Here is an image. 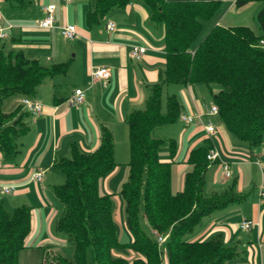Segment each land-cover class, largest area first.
<instances>
[{
	"label": "trees",
	"instance_id": "obj_1",
	"mask_svg": "<svg viewBox=\"0 0 264 264\" xmlns=\"http://www.w3.org/2000/svg\"><path fill=\"white\" fill-rule=\"evenodd\" d=\"M250 0H235L242 6ZM11 7H24V0H5ZM129 4L143 6L149 21L162 25L165 69L161 82L151 85L142 109L126 115L128 138V177L120 188L125 202V226L132 241L120 244L112 219L109 194H100L98 182L114 168L113 140L102 128L97 148L82 153L75 146L69 158L53 164L63 177L53 193L62 205L55 229L64 233L73 247L72 259L45 249L41 264H227L238 256L234 245L225 244L220 234L205 240L188 241L191 233L214 211L240 203L246 194L238 192L233 181L224 191L204 195L205 173L210 166L206 154L210 144L188 152L191 166L183 179L182 190L170 188V167L176 147L172 139L152 136L156 127L178 120L180 105L174 95L165 99L164 87L169 83H200L216 86L212 95L218 117L225 129L251 148L264 139V6L256 15L259 35L247 27H212L194 49L191 45L202 23L217 10V2L167 0H92L85 13V25H97L112 9ZM66 63L43 65L28 59L22 51H0V153L11 162L18 152L17 139L26 131L20 107L9 113L2 111L7 97L32 98L36 89L55 74L64 73ZM167 146L169 161L159 159V149ZM32 210L27 205L7 211L0 206V264H17L19 251L32 228ZM144 219L150 234L139 227ZM164 238L162 243L157 237ZM126 246L137 254L132 261L112 256V250ZM163 254L165 260L163 261ZM53 255V257H51Z\"/></svg>",
	"mask_w": 264,
	"mask_h": 264
},
{
	"label": "crops",
	"instance_id": "obj_2",
	"mask_svg": "<svg viewBox=\"0 0 264 264\" xmlns=\"http://www.w3.org/2000/svg\"><path fill=\"white\" fill-rule=\"evenodd\" d=\"M81 1L71 2L68 5H64L63 2L61 5L54 4L56 6L55 21L51 28H40L36 24V21L42 17V7L53 4L50 0L46 2L40 0L38 16L19 26L9 21H13L14 16L0 10L6 23L13 25L10 24L11 28L7 30V37L0 39V51H22L26 58L37 59L45 66L59 63L67 65L64 73L55 74L36 89L32 99L42 104V113L32 116V121L28 125L25 124L27 128L22 134L23 141L17 147V150L20 149L12 161H4L0 153V189L7 185L15 187V190L9 194L12 195L10 203L6 204L7 209L10 207L9 211L17 207L18 196L22 197L29 193L32 183L36 190L39 188L44 190L46 181L51 178L55 181L62 179L60 175L50 171L57 159L70 157L73 146L83 153L93 152L99 144L102 128L109 130L112 135L113 157H116L115 143L119 139L128 142L127 126L124 122L126 115L134 109H140L149 94L150 86L163 79L165 69L163 31L160 29L158 31L155 27L158 25L149 21L148 13L143 6L129 4L123 8L112 9L108 12L107 21L103 18L97 25L87 27L84 18L88 8L84 10L82 5L86 2ZM214 1L217 2V10L209 20L202 23V28L192 43L191 49H194L214 26L223 28L243 26L252 30L255 35H259L256 15L264 6V0H250L242 6H237L235 0ZM2 2L3 0H0V4ZM25 3L24 7H11L8 4L7 6L10 9H22L28 4ZM87 3H89L88 0ZM115 12H120L121 18L119 15L116 18ZM109 21L115 24L113 31L105 29V24ZM65 25L74 26L76 32L74 39L66 40L60 36L59 28ZM7 39L9 42H6ZM133 45L146 49L140 60H132L129 56ZM100 67L109 70V78L104 81H91L89 74L91 69ZM171 85L177 87L170 95H174L180 105V114L201 115L189 125L178 119L177 121L185 126L175 138L155 137L172 139L175 143L176 150L170 167V188L171 192L176 194L182 190L184 176L191 170V166L186 163L188 152L205 145L206 141L209 142L204 127L212 125L211 121L214 117L219 118L218 115L207 113L213 104L212 95L216 94L219 88L200 83H169L164 87L163 92ZM75 88L83 91L84 103L77 107H70L67 99ZM165 95L167 97L169 94L165 93ZM224 128L218 130L214 127L210 140L221 160L228 162L230 169L234 167L235 172L232 173L237 174L238 180V182L233 180L235 188L242 193L246 187L243 182L245 172L251 173L254 170V164L260 168L259 159H262L264 166V153H261L264 146L254 150L248 145H242L245 144L242 141H240L241 144L236 143V146H230L228 141H232L229 136L231 133ZM65 136L70 137L64 140ZM219 140H222L224 149L217 146L216 141L219 142ZM158 154L161 161H169V151L168 158L160 149ZM214 164L216 167L209 166L205 173L203 193L207 196L227 188L218 183L216 177L219 175L220 168L217 162ZM36 171H43L40 182L31 180V174ZM53 175L55 177H52ZM260 185H264V174L255 197L252 195L247 203L239 204L235 208L231 207L233 208L229 209V213L232 212L231 215L220 211L211 213L207 216L209 218L203 221L201 229L192 241L205 240L220 234L225 244L234 245L237 248L238 256L229 261L230 264H264V200H260L258 195ZM37 196L39 201L44 203L42 197L39 194ZM243 219L252 220L258 225L253 226L249 231H243L238 227ZM33 222L32 219V224ZM40 247L37 246V248Z\"/></svg>",
	"mask_w": 264,
	"mask_h": 264
},
{
	"label": "rangeland",
	"instance_id": "obj_3",
	"mask_svg": "<svg viewBox=\"0 0 264 264\" xmlns=\"http://www.w3.org/2000/svg\"><path fill=\"white\" fill-rule=\"evenodd\" d=\"M24 1L27 2L28 4L25 8H22V9H20V8L10 9L4 0L0 4V10L3 13L4 12L6 14L9 13L12 16H14L13 21H11L9 19L8 20L11 23L14 22L17 26L21 25V23H24L29 19L35 18V16H38L37 14H38V10L40 7V5H39L40 0H24ZM44 1L46 2V0H44ZM75 1L77 2L78 0H75ZM79 1L82 2L81 0H79ZM83 1L86 2V4L83 3V5H82L84 7L83 9L86 10L91 5L92 0H88L89 3H87V0H83ZM50 2H52L53 4H57V5L62 4L61 0H50ZM74 2H72V3H74ZM80 9H81V7H80ZM117 15H119V17L121 18L120 12H115L116 18H118ZM108 17H109V13L103 17L104 18L103 20L107 21ZM112 20H114V18ZM155 27H157L158 31H159V29L161 31H163L162 25H158ZM59 38H60V41H62V38L60 36H59ZM6 42H9V39H7ZM260 42L261 41H259V45L264 47V42L262 41V44ZM176 88L177 87L175 85H171V86H168L165 89V91L163 92L162 100H161V111L162 112L165 111V99H166L165 93L170 95L172 93V91ZM21 98L22 97L17 96V95L7 97V99H5L3 101L2 111L5 113H8V112H11L12 110H14L15 107L16 108L20 107L21 110H19V113H23L24 110L22 109V107L20 105ZM17 104H18V106H17ZM143 106H144V104L140 107V109H142ZM70 107H73V106H70ZM27 114L23 117V122H24V124L28 125L32 121L31 117L33 115L30 116V114L29 115H27ZM198 115H200V114H198ZM216 115H218V113ZM196 116H192V117H194V120L197 118ZM194 120H193V122H194ZM211 124L214 127H217L218 130L219 129L221 130L224 128L221 120L219 118H216V117L213 118V120L211 121ZM187 125H189V124H187ZM184 126L185 125L183 123L181 124L178 121H176L172 124L165 125V126H159L153 130L152 136L153 137H156V136L165 137L166 136V138L168 136H171V137L175 138L176 134L178 132H180L181 129L184 128ZM224 130H225V128H224ZM165 134H167V135H165ZM229 136L232 138L231 139L232 141H228L230 146H236V143L241 144V142L236 137H234L232 134H229ZM69 137L70 136H65L64 140L69 138ZM22 141H23V137L20 136L17 139L18 146ZM127 141H128V139H127ZM216 142H217V146L219 148L224 149V145L222 143V140H219V142L218 141H216ZM115 145H116V153H117V156L113 157V162H114L115 166L112 169V171L105 178H101L99 180L98 191L100 194H109L110 195L112 219H113L114 226H115L117 240L120 244H128L132 241V238H131V235L129 234V232L125 226V202L119 193L122 184L125 182V180L128 177V165H127L128 161H129L128 142H126L124 139H119L115 143ZM242 145L247 146L246 143L242 144ZM263 146H264V139L258 147L253 148V149L256 150V149H259ZM19 149L20 148H18V150ZM160 150L162 151V154H163V152L166 153V156L168 158V147L162 146V147H160ZM262 150L263 151L261 153H264V149H262ZM259 162H260V165H259L260 168L254 164V170L251 173L245 172L243 182H244V186H246V187L242 190V193L246 194L245 200H243L242 202H240L238 204L237 203L231 204L228 207H226L225 209L218 210V211L225 213V214H228L230 211L229 209H233V208L237 207L239 204L247 203L251 199L252 195H254V197H255V195L257 193V187L261 183L262 174H264V166L262 163L263 162L262 159H259ZM214 163L215 162H213V164L211 163V165H210L213 168L216 167V164H214ZM230 170H231V173L235 172L234 167H231ZM50 172L56 173L57 175H60L62 177V179L55 181V179L51 178L50 180L46 181V184L44 185V190L42 188H39V190H36L34 183H32L30 185V188H29V193L26 195H23L22 197L18 196V198H17L19 203H17L16 206L18 207L21 204L25 203V205H27L31 208L32 213L34 215V217L32 218L34 222L32 224L30 235L28 236V238L25 241L28 248H25V249L19 251L18 256H17V264H41L43 252L45 251V249H47V247L52 248V251L50 250V253H53V252L55 253V251H56L62 257H65L68 260L72 259L73 247H72L71 243L68 241V238L64 233L59 232L55 229L56 220L59 218V216L62 212V205L60 204L58 199L55 197V195L53 193V187L63 184L64 177H63L62 173L54 167H53V169H51ZM52 177H55V176L53 175ZM216 178L218 180V183L222 184V186H224V188L228 187L233 182V180L238 182L236 173H232V176L229 179H223V177L221 176L220 171H219V175H217ZM31 180L34 181L32 179V177H31ZM222 180H224V181H222ZM248 180H249V182H248ZM34 182H37V181H34ZM236 185L238 186V183H236ZM38 194L40 195V197H42V199L44 200L43 201L44 203L39 201L38 196H37ZM11 196L12 195H9V194L4 195V194L0 193V206L3 207L7 211L10 210V207H9V209H7L6 204L10 203L9 200L11 199ZM256 200H257V197H256ZM231 207H233V208H231ZM240 207H242V206H240ZM220 212H217V213H220ZM231 214H232V212L229 213V215H231ZM208 218L206 217L205 219H202L200 224L191 233L187 234L184 237V239L188 240V241H192L193 238L195 237L196 233L201 229L203 221L208 219ZM251 222H253L256 226L258 225V223L254 222L252 220H251ZM139 227L146 234H148V235L150 234V231H149L144 219H142V218H140V220H139ZM249 230L250 229H248L246 231H249ZM37 246H39V247L41 246V247L37 248ZM112 256L123 258L127 261H132L133 259H135L137 257V254L135 252H133L131 249H129L128 247L122 246L121 248L113 249L112 250ZM51 257H53V255ZM164 260H165V255L163 254V261ZM230 262H228L227 264H230Z\"/></svg>",
	"mask_w": 264,
	"mask_h": 264
},
{
	"label": "built area",
	"instance_id": "obj_4",
	"mask_svg": "<svg viewBox=\"0 0 264 264\" xmlns=\"http://www.w3.org/2000/svg\"><path fill=\"white\" fill-rule=\"evenodd\" d=\"M73 0H62L64 5H68ZM55 10L56 6L54 4H48L44 7H42V17L41 19L36 21V24L40 28H51L54 26V19H55ZM11 28V25L6 23V21L3 19L2 15L0 14V39H5L7 37V30ZM105 29L107 31H113L115 29V24L113 22H107L105 24ZM59 34L64 39H74L76 32L75 28L72 25H65L59 28ZM262 44V41L260 42ZM146 49L142 46L133 45L131 46L129 56L132 60H140ZM90 78L91 81L94 80H107L109 78V70L105 67L100 68H93L90 71ZM67 103L69 106L77 107L84 103V93L81 89L75 88L72 91V94L67 99ZM20 105L22 109L33 116H38L42 113V104L38 101L28 98V97H22L20 100ZM207 113L209 115H216L217 114V107L212 104L210 108L208 109ZM197 118L200 117V115L196 116ZM178 119L183 122L184 124H190L193 122L194 117L190 115L185 114H179ZM205 133L208 135L209 138V144L210 148L206 154V160L209 163L218 162L219 168H220V174L223 177V179H229L232 176L231 170H230V164L224 160H221L219 153L214 148L213 144L210 140V135L214 132V127L212 125H206L204 127ZM31 177L34 181L40 182L43 178V171H36L31 174ZM15 190V187L12 185L3 186L0 189L1 194H10ZM258 195L260 200H264V186L261 185L258 188ZM255 224L251 222L249 219H243L239 223V228L243 231H246L248 229H251ZM157 241L159 243H162L164 241V238L161 236L157 237Z\"/></svg>",
	"mask_w": 264,
	"mask_h": 264
}]
</instances>
